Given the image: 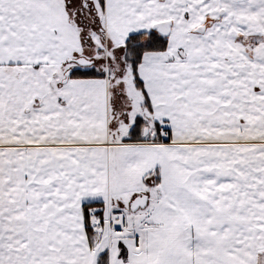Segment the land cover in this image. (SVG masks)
I'll use <instances>...</instances> for the list:
<instances>
[{
  "label": "snow or ice",
  "instance_id": "snow-or-ice-1",
  "mask_svg": "<svg viewBox=\"0 0 264 264\" xmlns=\"http://www.w3.org/2000/svg\"><path fill=\"white\" fill-rule=\"evenodd\" d=\"M0 264H264V0H0Z\"/></svg>",
  "mask_w": 264,
  "mask_h": 264
}]
</instances>
